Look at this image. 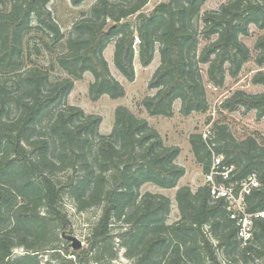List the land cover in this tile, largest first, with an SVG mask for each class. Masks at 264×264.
<instances>
[{"label": "trees", "instance_id": "trees-1", "mask_svg": "<svg viewBox=\"0 0 264 264\" xmlns=\"http://www.w3.org/2000/svg\"><path fill=\"white\" fill-rule=\"evenodd\" d=\"M1 1L10 9L0 14V264H42V254H51L45 264L70 255L81 262L88 255L93 261L113 260L114 244L124 248L131 264H223L226 260L236 264L264 258V219H254L253 240L242 246L225 202L213 200L207 186L195 192L189 186L176 190L179 219L171 224L170 200L140 193L146 183L173 189L185 174L176 164L180 149L164 145L146 120L119 106L111 133L101 135L100 116L63 104L86 72L93 77L90 100L124 97L123 86L111 75L103 56L114 42V67L128 82L135 80V54L147 67L158 45L160 64L148 83L156 93L141 102L149 116L173 117L176 100L184 117L205 112L206 90L198 65H208V81L217 87L224 84L225 65L232 77L237 76L249 58L240 36L248 35L250 25L264 30V0H229L201 17L207 0H168L149 15L142 10L150 0H98L68 37L46 9L49 0ZM83 1L71 3L77 6ZM133 16L134 25L127 21ZM198 21L203 25L200 34L209 41L199 55L193 26ZM33 30L63 41L64 50L55 62L66 77L52 81L48 71L28 66L25 38ZM254 49L256 63L264 65V35ZM7 80H12L11 85ZM253 82L264 87V72ZM236 107L263 117L264 92H235L223 108ZM213 134L216 153L236 168L231 181L250 174L257 177L259 186L245 197L247 211H264L263 147L253 137L236 141L224 125H215ZM189 143L206 174L209 150L200 135H191ZM63 196L79 213L100 208L89 227L85 250L70 252L68 243L60 239L61 232L72 230L62 210ZM18 248L23 254H14Z\"/></svg>", "mask_w": 264, "mask_h": 264}, {"label": "rangeland", "instance_id": "rangeland-1", "mask_svg": "<svg viewBox=\"0 0 264 264\" xmlns=\"http://www.w3.org/2000/svg\"><path fill=\"white\" fill-rule=\"evenodd\" d=\"M167 1L168 0H150L143 8L142 13H144V15H149L157 4ZM228 1L229 0H207L201 6L199 17L206 11L217 10L221 4ZM97 2L98 0H84L81 4L75 6L71 3V0H49L46 9L50 11L52 18L60 28L64 37H68L72 32L73 25L80 19L90 16L91 8ZM9 9L10 4L0 0V14H4L9 11ZM127 21L133 25L137 22L135 16L128 18ZM107 23L110 22L108 21ZM195 25L198 32L199 42L197 46V55H199L209 41L200 34L203 27L201 21L196 22L193 26ZM32 26L33 28L36 27L34 19L32 20ZM261 35H264V30L261 31L254 25H250L248 35L240 36V40L249 49V58L243 65L239 74L235 77L229 74L228 65H225V80L224 84L220 87L214 86L208 81V65H198L206 90L207 110L205 112L191 113L189 116L184 117L180 114L181 104L179 100L173 103V117L171 118L149 116L142 107V100L146 96H153L156 93V90L148 89V83L160 64L158 45L155 46L153 61L147 67H143L140 64L138 56L135 54L133 62L135 80L133 82H128L114 67V42H110L104 50L103 56L108 64L111 75L123 86L125 90L124 97L112 100L107 95H104L97 101L90 100L88 89L89 84L93 82V77L89 72H86L80 80L74 83L73 90L70 92L65 102H63L64 105L81 108L86 115L100 116L101 123L99 126V133L101 135H109L111 133L115 109L119 106L126 107L136 117L146 120L151 127L155 128L163 139L164 145L180 149L176 164L185 169V174L178 182L177 187L173 189H163L151 183L143 184L140 187L141 194H161L170 200L169 224L179 219V213L175 202L176 190L183 186H189L192 192H195L200 186H207L205 183V176L208 172L206 174L203 173L202 165L197 162L192 153L189 143L191 135H200L204 142L203 134L211 132V138H213L211 141L214 143V126L224 125L236 141L242 142L248 137H253L264 149V116L258 118L255 111L246 112L241 107H236L234 111H228L223 108L224 102L237 91H244L250 95L264 92V87L262 85L253 82L256 75L264 72V65H258L256 63L257 52L254 49L256 40ZM214 39L215 37H212L210 41ZM25 40L30 54V64H28V66H38L48 71L52 81L66 77V74L61 71L55 62L56 56L64 50L63 41H53L47 34L38 30L31 31L26 36ZM137 42L138 40H136V43ZM7 77L12 79L11 76ZM11 83L12 80H7L8 85H11ZM61 106L62 104L56 106V108ZM214 152L216 156L220 155L217 154L215 150ZM235 174L236 170L234 172V175ZM63 175L64 174H60V177ZM234 175L230 178L229 183L236 186V183L239 181H231ZM62 210L70 221L72 228L71 231L65 230L63 232L80 240L83 243L81 249L85 250L88 247L86 238L88 237L89 227L97 220L100 214V208L95 207L86 212L79 213L75 210L71 199L67 196H63ZM114 232H116V230H114ZM60 239L66 241L62 237V234ZM66 242L68 243L67 246L70 252L78 251L73 250L69 241ZM63 247L64 244H61L60 248L64 249ZM114 247L116 256L113 260L102 258L100 261H93L91 255H88L85 260L81 262L72 255L63 256V254H61L63 259H59L52 263L67 264L65 260V257H67V259L70 258L73 261L71 264H131V260L127 259L125 256L124 248L119 247L117 244H114ZM14 254H23V249L18 248L14 250ZM50 255L51 254L41 255L42 264H45V261L49 260ZM223 264H229V262L226 260L223 261ZM236 264H264V258L254 261L250 259L248 263L244 260H239Z\"/></svg>", "mask_w": 264, "mask_h": 264}, {"label": "built area", "instance_id": "built-area-1", "mask_svg": "<svg viewBox=\"0 0 264 264\" xmlns=\"http://www.w3.org/2000/svg\"><path fill=\"white\" fill-rule=\"evenodd\" d=\"M203 138L207 149L211 152V164L205 176L210 196L213 200L225 202L229 218L236 226L237 238L242 246H246L253 240L254 219H264V211L249 213L245 205V197L253 188L259 186L257 177L255 174H250L236 183V186L226 183L234 175L235 166L225 163L222 155H215L211 132L203 134Z\"/></svg>", "mask_w": 264, "mask_h": 264}, {"label": "water", "instance_id": "water-1", "mask_svg": "<svg viewBox=\"0 0 264 264\" xmlns=\"http://www.w3.org/2000/svg\"><path fill=\"white\" fill-rule=\"evenodd\" d=\"M62 237L66 240L69 241L71 244V247L73 250H80L83 246V243L78 240L76 237L68 235L66 232L62 233Z\"/></svg>", "mask_w": 264, "mask_h": 264}]
</instances>
